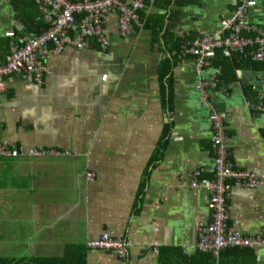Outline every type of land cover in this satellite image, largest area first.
<instances>
[{
    "label": "crops",
    "instance_id": "1",
    "mask_svg": "<svg viewBox=\"0 0 264 264\" xmlns=\"http://www.w3.org/2000/svg\"><path fill=\"white\" fill-rule=\"evenodd\" d=\"M241 1L144 0L143 20L164 17L157 34L138 19L122 35L113 9L106 49L48 54L41 85L4 79L0 144L47 153L0 154V264H264V244L217 257L195 250L212 209L211 192L192 186L196 169L200 179L213 178L212 108L223 117L229 159L258 181L250 188L229 180V224L264 238V64L253 59L256 48L217 49L199 70L193 56L181 55L182 44L170 109L159 79L170 56L164 32L213 35ZM245 18L251 36L264 35V0H250ZM43 21L36 0H0V61L11 44L45 31ZM104 232L128 243L125 257L88 247Z\"/></svg>",
    "mask_w": 264,
    "mask_h": 264
},
{
    "label": "built area",
    "instance_id": "2",
    "mask_svg": "<svg viewBox=\"0 0 264 264\" xmlns=\"http://www.w3.org/2000/svg\"><path fill=\"white\" fill-rule=\"evenodd\" d=\"M144 0H36L42 16L49 23V27L35 35L23 37L20 44H11L5 61H0V90L4 87V79L18 76L23 80L41 85L48 72L43 58L50 53H58L65 46L85 48L94 42L100 49L108 47V36L104 22L113 9L119 12L118 28L122 35L131 32L133 25H139L138 11L144 6ZM250 0H242L236 7L233 16L220 22V30L213 35H205L196 39H188L182 46L181 55H190L195 58V64L200 70L208 64L207 57L217 49L226 53H247L249 48H256L253 59L264 64V35H250V26L247 24L245 13ZM244 32L249 35H245ZM13 36V32H7ZM50 44V46H49ZM202 97L211 108L208 93ZM212 128L211 147L214 152V169L211 180L200 179L201 169L193 174L192 186H203L211 192L210 204L212 218L202 224L198 230V241L195 250L218 256L227 248H254L264 244L260 235L244 234L229 224L226 207V194L230 188L229 180L233 179L253 188L257 184L256 175L238 168L228 157L225 146V126L223 117L212 108L210 111ZM44 149L12 148L0 144V154L18 156H43ZM89 178L92 174H88ZM88 247L111 251L118 257H125L128 243L123 239L111 237L107 232L97 239L89 240Z\"/></svg>",
    "mask_w": 264,
    "mask_h": 264
},
{
    "label": "trees",
    "instance_id": "3",
    "mask_svg": "<svg viewBox=\"0 0 264 264\" xmlns=\"http://www.w3.org/2000/svg\"><path fill=\"white\" fill-rule=\"evenodd\" d=\"M142 10V9H141ZM139 10V20L140 22L143 23L144 27H148L152 29L154 34H157L162 31L163 25H164V17H153V18H148L146 20L144 19V13ZM170 18H168L169 20ZM44 22V21H43ZM49 23L44 22V28H48ZM166 39H164V45L165 49L170 55L168 58H165L160 62L159 65V79L162 84V94H163V102L166 107L170 109V103H171V96H172V91H171V71L172 68L174 67L176 61L178 60V55L181 51V45L184 44L186 39L184 38H173V35L170 34L169 32H164ZM94 46L98 47V45L94 42H92ZM231 55L234 54V52L230 53ZM169 133V125H165L164 127V137L162 142L160 143V146L163 147L167 141Z\"/></svg>",
    "mask_w": 264,
    "mask_h": 264
}]
</instances>
